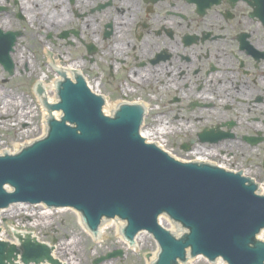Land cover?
Segmentation results:
<instances>
[{
    "label": "flooded vegetation",
    "instance_id": "af4514ba",
    "mask_svg": "<svg viewBox=\"0 0 264 264\" xmlns=\"http://www.w3.org/2000/svg\"><path fill=\"white\" fill-rule=\"evenodd\" d=\"M4 22L32 47L46 32L56 67L79 70L107 114L138 108L172 153L167 138H186L182 152L207 149L264 187V0H0ZM109 239L49 243L56 264L156 263Z\"/></svg>",
    "mask_w": 264,
    "mask_h": 264
},
{
    "label": "water",
    "instance_id": "95a60500",
    "mask_svg": "<svg viewBox=\"0 0 264 264\" xmlns=\"http://www.w3.org/2000/svg\"><path fill=\"white\" fill-rule=\"evenodd\" d=\"M14 39L0 30V62L9 72ZM61 71L70 75L69 68ZM39 83L48 111L61 110L63 116L57 120L59 111L48 112L54 119L47 120L45 138L0 156V208L16 203L72 207L94 233L102 220L117 217L126 221L122 232L130 239L139 231L154 235L160 264L185 260L187 250L209 261L222 257L227 264H264V241L256 239L264 227V195L256 194L247 178L207 163L180 162L145 143L139 136L140 112L122 107L107 118L101 98L80 76L75 83H59L57 103ZM141 134L145 138L143 129ZM162 214L187 231L177 239L158 224ZM17 239L19 247L0 240V264H15L18 254L24 264L43 258L56 263L51 250L30 234H17Z\"/></svg>",
    "mask_w": 264,
    "mask_h": 264
},
{
    "label": "rangeland",
    "instance_id": "374dc122",
    "mask_svg": "<svg viewBox=\"0 0 264 264\" xmlns=\"http://www.w3.org/2000/svg\"><path fill=\"white\" fill-rule=\"evenodd\" d=\"M50 22H52V19L47 22L48 26ZM2 27L3 31H7L8 29L19 30L22 25L20 27V24L19 26L9 24V27L6 28L0 23V28L2 29ZM23 27L26 28V32H30L29 30L31 29V27L28 23H25ZM38 32H41L43 37V44L39 45L40 47H38L37 45H34L35 47H32L25 38L17 37L18 40L14 46L15 51L11 54V59L14 63L13 75L9 76L8 73L4 71L3 67L0 65V114H3L0 116V123L2 121H4L5 123V125L0 124V151L4 147L9 150H14V143L23 145L24 143L33 140L35 137H38L42 133V124L44 118L43 113L41 112V102L40 100L38 101L35 87L39 82L42 74H45L46 77L44 80L47 84H51L53 82L56 73L54 69H51L49 67V60L51 59L49 55L51 54V52L53 53V58L55 60L56 58L55 47L50 42L45 40L44 35L46 34V32L43 33L39 29ZM52 37L54 36L52 35ZM46 46L49 47L51 51H45L47 48ZM32 54H34V56L36 55L35 59L32 57ZM26 63H28V70L25 68ZM6 96H8L10 101L12 100L13 102H15L11 107H9V110H5V108H3L2 101L6 98ZM27 110H30L31 115H33V117H31V120L30 117H25L22 119V121L15 122L16 125H13L12 128H8V125L6 124L7 120H10L12 124L14 123L13 121L17 119L23 111ZM29 122H31L32 125H30ZM31 126L33 128H31V130L29 131H26L27 128H30ZM146 127L150 129L154 128L153 125ZM184 139L167 138V146L170 149H173L178 158L185 160L194 159L195 155L207 156V149H203L202 151L196 150L195 153L192 154L184 153L179 150V148H177V143ZM173 142L176 143L174 147L170 145ZM18 208V205H16V208H13L12 210L9 209L10 211L2 213L3 221H0V227L2 231L0 237L3 240L16 241L14 235L17 232H30L31 234L35 235L38 240L43 242L64 240V243H67L65 240L81 239L83 240L81 248L89 244L90 250L94 248L95 251L103 250V244L106 243L108 238H110L109 240L111 242L110 247L125 248V246L119 241V237H117L118 235H120V233L116 232V223L123 225V222L113 221L110 227L108 226L105 228L103 239L98 242L95 241L94 246V244H91V241H89V239L93 236H91L89 231L86 230L76 212H67L61 210L50 211L48 217L43 218L44 213L42 214L41 212L44 211L40 207H38L35 213L27 212L31 215L33 214L31 217H27L24 215L27 213L21 212V209ZM163 224H165L166 227H170L167 222ZM261 239H264V232L263 235H261ZM137 246L138 247L136 249H138L142 253H145L146 251L153 253L156 251L155 241L151 236L144 232L138 238ZM68 248L73 251L70 246ZM80 260L81 262L83 261L82 258H80ZM74 262L73 264H75ZM85 262L86 260H84L80 264H83ZM192 264L207 263L200 259L199 261H192Z\"/></svg>",
    "mask_w": 264,
    "mask_h": 264
},
{
    "label": "bare ground",
    "instance_id": "6f19581e",
    "mask_svg": "<svg viewBox=\"0 0 264 264\" xmlns=\"http://www.w3.org/2000/svg\"><path fill=\"white\" fill-rule=\"evenodd\" d=\"M4 24L5 25H3V26H5V27H7L9 24L7 23V22H4ZM7 25V26H6ZM3 28V27H2ZM49 62H51L52 63V67L53 68H55V71H56V75H55V78H54V80H53V82L51 83V84H47L46 82H45V74H42V76L40 77V82H43V84H44V88H45V90H46V93H47V96H48V99L49 100H54V99H57V95H56V91H57V85H58V79H57V68H56V60L53 58V55H52V57H51V59L49 60ZM62 68H60V70H61ZM40 100H42L43 101V103H44V99H42V97L40 96ZM46 102V101H45ZM2 103H3V108H5V110H9V107H11L12 106V104L13 103H15V102H13L12 100L10 101L9 100V98H8V96H6V98L2 101ZM46 110V107H44V109H42V113H43V118H46L47 117V112L45 111ZM18 112V111H17ZM1 115H3L2 113L0 114V116ZM25 117H30V120H31V117H33V115H31V112H30V110H27V111H23L22 113H21V115H19L18 116V118L17 119H15L13 122L14 123H12L11 124V121L10 120H7V122H6V124L8 125V128H12V126L14 125H16L15 124V122H19V121H22V119L23 118H25ZM30 123V125H32V123L31 122H29ZM0 124H4L5 125V123H4V121H2ZM31 128H33L32 126L30 127V128H27V130L26 131H29V130H31ZM45 129H46V125H45V123H44V125H42V133L45 131ZM143 133H144V136H145V138L148 140V141H150V142H154V141H156L157 143H159L161 146H163V141L161 140V139H159L158 138V136H157V131L155 130V129H153V130H151V129H147V130H144L143 129ZM27 143V142H26ZM14 145V150H9V149H7V148H3L1 151H0V155H3L4 153H7V154H10V155H13L15 152H18L22 147H24V145H19V144H17V143H14L13 144ZM19 206V208H24L22 205H18ZM13 209V208H12ZM11 209V210H12ZM7 211H10V210H6V212ZM5 212V213H6ZM49 212L50 211H48V212H41L42 214L44 213V216H43V218H47L48 217V214H49ZM18 213H21V212H18ZM32 216V215H31ZM30 215H28L27 214V217H31ZM112 223V222H111ZM111 223H107V224H104V225H102V226H100V229H99V237H103V234H104V230H105V228L106 227H110L111 226ZM38 225V224H37ZM169 226H170V228L172 229L171 231L172 232H175V226L173 225V224H171V223H169L168 224ZM116 232L117 233H119V231H120V228H121V224H117L116 223ZM263 232H264V230H263ZM263 232H261V235H263ZM261 235H260V237H261ZM34 236V235H33ZM14 242H16V241H14ZM73 243V242H72ZM71 247H72V244L70 245ZM55 254H56V252H54V250L52 251V256H55ZM153 257L151 258V260H154V259H156V256H155V253L152 255ZM190 261V260H189ZM18 264H23L22 262H18Z\"/></svg>",
    "mask_w": 264,
    "mask_h": 264
}]
</instances>
